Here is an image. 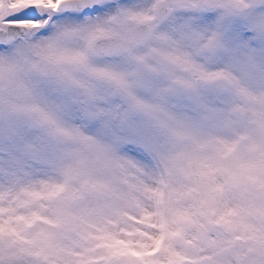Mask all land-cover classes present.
Segmentation results:
<instances>
[{
	"label": "snow or ice",
	"instance_id": "obj_1",
	"mask_svg": "<svg viewBox=\"0 0 264 264\" xmlns=\"http://www.w3.org/2000/svg\"><path fill=\"white\" fill-rule=\"evenodd\" d=\"M0 264H264V0H0Z\"/></svg>",
	"mask_w": 264,
	"mask_h": 264
}]
</instances>
